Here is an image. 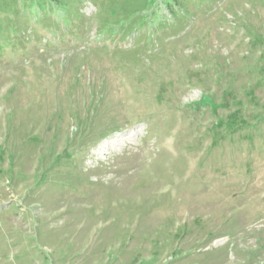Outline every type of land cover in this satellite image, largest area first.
Wrapping results in <instances>:
<instances>
[{
    "label": "rangeland",
    "instance_id": "obj_1",
    "mask_svg": "<svg viewBox=\"0 0 264 264\" xmlns=\"http://www.w3.org/2000/svg\"><path fill=\"white\" fill-rule=\"evenodd\" d=\"M72 3L0 47V264H264V0L124 39Z\"/></svg>",
    "mask_w": 264,
    "mask_h": 264
},
{
    "label": "trees",
    "instance_id": "obj_2",
    "mask_svg": "<svg viewBox=\"0 0 264 264\" xmlns=\"http://www.w3.org/2000/svg\"><path fill=\"white\" fill-rule=\"evenodd\" d=\"M189 1L193 0H91L100 8H117L118 16L107 25L98 24L97 28L108 37L120 35L122 39L138 36L148 23L159 26L167 22L171 27L175 22L180 23L185 14L184 4ZM72 6V0H0V47H14L23 36L26 40L22 39L19 46L22 49L25 43L37 40L39 30L52 36L48 40L52 45L61 44L66 36L80 39L73 29L83 15L78 18L82 13L72 12ZM113 53L131 55L135 61L137 50L115 49Z\"/></svg>",
    "mask_w": 264,
    "mask_h": 264
}]
</instances>
